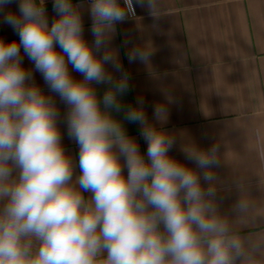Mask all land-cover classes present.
<instances>
[{"label":"clouds","instance_id":"9594fccd","mask_svg":"<svg viewBox=\"0 0 264 264\" xmlns=\"http://www.w3.org/2000/svg\"><path fill=\"white\" fill-rule=\"evenodd\" d=\"M13 2L0 0L3 22L19 37L0 38V264H261L264 246L240 235L213 199L218 146H186L185 158L200 171L187 167L169 155L175 137L149 122L143 99L121 101L130 76L109 47L115 26L135 18L136 6L158 19L160 0H90L92 44L81 4L53 0L49 26L45 0H17L19 14L4 13ZM21 49L67 106V133L79 148L75 178L58 106L23 66ZM127 55L129 63H148L152 49ZM94 84L107 85L102 96ZM114 112L140 125L147 159ZM153 116L166 123V106L155 105ZM248 207L240 200L234 211Z\"/></svg>","mask_w":264,"mask_h":264},{"label":"crops","instance_id":"0c3cea01","mask_svg":"<svg viewBox=\"0 0 264 264\" xmlns=\"http://www.w3.org/2000/svg\"><path fill=\"white\" fill-rule=\"evenodd\" d=\"M73 3L82 5L83 35L92 44L90 1ZM160 6L158 19L146 8L136 6L135 18L115 26L109 47L116 50L122 71L130 76V89L121 101L125 106L135 105L142 98L149 122L175 137L169 155L187 167L200 171L185 158L186 146L195 145L200 150L218 146L219 164L212 168L217 178L213 199L218 212L240 235L264 246V0H160ZM45 7L51 26L57 14L53 3H45ZM9 11L19 14L17 0L4 9V13ZM0 38L19 40L12 27L3 22V13ZM145 45L152 49L149 62L129 63L128 52ZM21 55L35 83L46 95H52L58 106L62 143L77 165L75 178L80 174L79 148L67 133V106L50 92L23 49ZM68 68L74 79H83L71 64ZM106 68L115 78L122 74L111 64ZM93 86L100 96L107 88ZM157 104H164L168 110L164 124L153 116ZM113 116L123 123L147 159V143L140 135V125L125 120L123 112H114ZM201 184L209 186L203 180ZM83 195L90 196L87 192ZM240 200L249 205L244 214L234 211ZM257 258L264 264V254L258 253Z\"/></svg>","mask_w":264,"mask_h":264},{"label":"built area","instance_id":"2783aa9c","mask_svg":"<svg viewBox=\"0 0 264 264\" xmlns=\"http://www.w3.org/2000/svg\"><path fill=\"white\" fill-rule=\"evenodd\" d=\"M87 1H90V0H87ZM122 2V0H121ZM45 3H53V0H45Z\"/></svg>","mask_w":264,"mask_h":264}]
</instances>
